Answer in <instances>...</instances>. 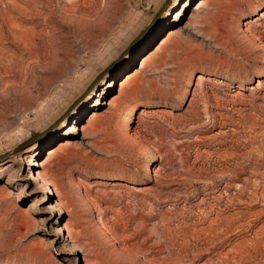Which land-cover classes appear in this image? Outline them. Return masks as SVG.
<instances>
[{"label": "rangeland", "instance_id": "obj_1", "mask_svg": "<svg viewBox=\"0 0 264 264\" xmlns=\"http://www.w3.org/2000/svg\"><path fill=\"white\" fill-rule=\"evenodd\" d=\"M262 13L0 0V264H264Z\"/></svg>", "mask_w": 264, "mask_h": 264}, {"label": "bare ground", "instance_id": "obj_2", "mask_svg": "<svg viewBox=\"0 0 264 264\" xmlns=\"http://www.w3.org/2000/svg\"><path fill=\"white\" fill-rule=\"evenodd\" d=\"M260 17L261 18H255V21H257V20H262L263 18H264V14L262 13L261 15H260ZM254 21V20H253ZM199 77H198V79H197V81L200 83V84H204L205 83V81H206V77H204L203 75H198ZM258 87L257 88H260L261 86H263V83L261 82V81H259L258 80ZM256 88V89H257ZM164 113H165V111H163ZM167 112V111H166ZM21 145L19 144V143H15V144H13V145H11L9 148H8V150L5 152V154H3V156H7V155H10V154H12V153H14L15 154V151H16V153H17V151L19 150V152L17 153V155L15 154V156L14 157H12V159L13 160H22L23 158V156L26 154V152L24 153V151L22 150H20L19 148H21L20 147ZM11 159V160H12Z\"/></svg>", "mask_w": 264, "mask_h": 264}]
</instances>
